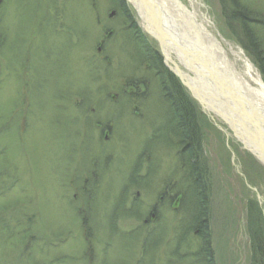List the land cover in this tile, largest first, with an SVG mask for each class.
Instances as JSON below:
<instances>
[{
    "label": "rangeland",
    "instance_id": "1",
    "mask_svg": "<svg viewBox=\"0 0 264 264\" xmlns=\"http://www.w3.org/2000/svg\"><path fill=\"white\" fill-rule=\"evenodd\" d=\"M198 2L224 48L258 68L227 9L260 19L264 52V0ZM127 3L135 26L113 0H0V264H249L247 206L264 219V162ZM145 46L191 101L206 251L186 143Z\"/></svg>",
    "mask_w": 264,
    "mask_h": 264
},
{
    "label": "bare ground",
    "instance_id": "2",
    "mask_svg": "<svg viewBox=\"0 0 264 264\" xmlns=\"http://www.w3.org/2000/svg\"><path fill=\"white\" fill-rule=\"evenodd\" d=\"M147 1L150 14L142 8L143 2L142 5L141 1L136 5L142 22L162 41L163 52L168 57L170 53H174L180 63L186 66L188 71L182 70L181 73L183 78L187 79L194 95L209 109L229 120L236 134L242 135L250 151L264 162V113H256V108L263 107L264 110V81L261 78V70L245 56L241 47L237 46L235 49L224 44L228 47L224 48L207 28L212 25L211 19L204 11H200L198 0H188L187 4L182 0ZM212 78L216 79H213L216 83L220 81L225 89L231 88L229 93L237 96L239 103L228 102L226 90L221 91L219 85L210 81ZM226 81L230 82V86ZM240 110L246 112L247 119L255 114L252 120L255 124L260 122L263 127L262 134H258L256 128L246 124L238 112ZM222 156L224 154L220 153V157ZM256 179L258 177L254 182ZM258 181L255 186L261 185Z\"/></svg>",
    "mask_w": 264,
    "mask_h": 264
},
{
    "label": "trees",
    "instance_id": "3",
    "mask_svg": "<svg viewBox=\"0 0 264 264\" xmlns=\"http://www.w3.org/2000/svg\"><path fill=\"white\" fill-rule=\"evenodd\" d=\"M115 3L118 4L120 7L121 13L126 19V21L131 23L135 26V23L132 22V17L130 14V8L128 7L127 2L125 0H113ZM228 15V23L230 22V25L233 24V22L238 21L239 25L245 29V34L246 38L252 43V47L254 49V59L255 61L258 62V69L261 70L262 76L264 78V52L259 49L257 39H255V30L253 28L254 24H257L258 19L254 18L253 15L249 12H245L242 7L238 8H231L228 7L227 9ZM258 20V21H257ZM262 20V19H261ZM250 22V23H249ZM234 31L236 29L231 28ZM254 31V32H253ZM235 33V32H234ZM141 35V33H140ZM143 38V37H142ZM143 44V41L141 42ZM146 47V46H145ZM144 47V48H145ZM146 49V54H145V62L147 65H150L152 61L155 62L154 65V71H158L160 68H162L163 72H159L162 78L166 76L165 81H166V87L165 92H163V96L166 98L168 97L171 102H169L170 107L174 109V113L177 118V124L180 125L181 127V132H182V138L184 139L183 141L186 143V146H183V149H186L188 151V158L190 165L188 166V169L190 172L192 171L193 179L195 180L196 186H197V196H198V201L200 203V212L201 214L199 217L195 219L196 224L195 227L199 228V225H201L203 228V239L204 241V247L203 251H206V246H207V229H206V222H204V209L206 206V201L205 196L207 195V191L204 188V185L202 183V180H200V169L198 167V164L196 163L195 159V154H196V145L198 142V137H197V130L196 127H194V119L195 117L193 116V112L190 109V99L187 95H184L182 93L181 87H179L175 83L176 76L172 75L171 73L167 74L166 71V66L163 64L160 58L156 57L153 58V54L150 56L149 48ZM158 64V67H157ZM157 67V68H156ZM164 85V84H163ZM163 97V98H164ZM164 98V99H165ZM173 125V123L171 124ZM190 167V168H189ZM264 167V166H262ZM199 207V205H198ZM247 231H248V236H249V242H250V255H249V264H264V219H263V214L262 210L258 207L257 203L250 201L249 205L247 206ZM200 223V224H199Z\"/></svg>",
    "mask_w": 264,
    "mask_h": 264
},
{
    "label": "water",
    "instance_id": "4",
    "mask_svg": "<svg viewBox=\"0 0 264 264\" xmlns=\"http://www.w3.org/2000/svg\"><path fill=\"white\" fill-rule=\"evenodd\" d=\"M130 2H132L133 3V5H134V7H135V9H136V11L138 12V10H137V4H139V2L141 3V5H142V2H143V6H142V8H144V10L147 12V13H151V12H148V8H150V6H149V4H148V1L147 0H140L139 2L137 1H135V0H129ZM139 13V12H138ZM158 38V37H157ZM159 42L160 43H162V41L161 40H159ZM213 79H215V78H212V79H210V81H212V83H214V84H216V85H219L220 86V90L221 91H224V90H226V92L225 93H227V97H228V102H232L233 104L234 103H239L238 102V99H236L237 98V96H233V95H231L230 93H229V91L231 90V88L230 89H225L223 86H221V83H220V81H217V83H216V79L215 80H213ZM226 80V79H225ZM209 81V82H210ZM226 83H227V85H229L230 86V82H227L226 81ZM228 87V86H227ZM239 91H241V90H239ZM235 99V100H234ZM232 107V106H231ZM233 108V107H232ZM252 109V108H251ZM254 110V109H253ZM239 112V114L241 115V118L242 119H244L245 120V122H246V124H248V125H250V126H253L254 128H256L257 130L256 131H258L259 133L258 134H262V129H263V127H261V124H260V122L258 123V124H255L254 123V120H252V118L254 119V117H255V114H254V117H252L249 113V115H250V121H249V119H247V118H245V115H246V112L244 111V110H240V111H238ZM261 112H263L264 113V110H263V107H259L258 109L256 108V113H258L259 115L261 114ZM262 138V137H261ZM262 139H264V138H262Z\"/></svg>",
    "mask_w": 264,
    "mask_h": 264
}]
</instances>
